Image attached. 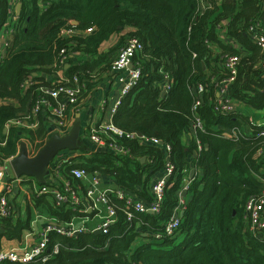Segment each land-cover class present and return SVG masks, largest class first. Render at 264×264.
Returning a JSON list of instances; mask_svg holds the SVG:
<instances>
[{
    "label": "trees",
    "instance_id": "trees-1",
    "mask_svg": "<svg viewBox=\"0 0 264 264\" xmlns=\"http://www.w3.org/2000/svg\"><path fill=\"white\" fill-rule=\"evenodd\" d=\"M19 4L11 45L5 56L0 54V159L14 157L23 141L33 155L48 139L54 117L47 108L33 116L32 109L43 97L51 108L64 97L54 100L42 89L82 87L78 103L75 107L68 104L64 115V120L73 121L74 115L95 98L98 86L113 81V58L135 38L142 50L132 64L139 68L140 77L120 101L113 124L126 134L140 133L163 141L170 147L169 156L162 147L136 139L121 140L129 149L127 156L114 155L87 145L80 137L77 150L69 151L72 157L62 174L77 188L81 185L71 177L72 168L97 173L146 205L167 159L173 171L166 180L159 214L135 213L114 198L117 220L108 234L67 237L50 233L46 262L39 257L30 263L3 264H264V232L253 236L243 219L245 201L263 189L264 138L224 135L242 128L256 133L264 127L237 111L225 115L214 111L217 84L229 76L220 56L229 54L238 57L229 99L264 114L263 54L246 33L252 21L264 16V0L212 1L205 9L197 0H19ZM8 13L9 0H0V31ZM126 27L132 31L119 35L107 52H99L111 35ZM87 28L93 31L86 36H59L63 29L83 32ZM221 34L236 45L218 42ZM206 41L217 43V48H207ZM62 49L67 52L68 66L59 77ZM165 74L171 85L162 96ZM198 84L204 87L199 97ZM198 98L199 105L194 107ZM197 119L203 130L193 129L194 138L184 144L182 135L192 130ZM23 121L27 126L18 123L25 124ZM35 122L36 127L31 128ZM190 165L196 171L181 216V240H155L154 235L162 232L174 213L177 192L189 176ZM26 181L31 184L33 180ZM29 194L30 204L23 215L10 207L8 216H0V237L21 240L25 232L32 231V209L60 222L82 215L54 205L48 194ZM126 211L132 213L131 219ZM142 233L148 235L150 243L132 248ZM55 244L58 253L52 254Z\"/></svg>",
    "mask_w": 264,
    "mask_h": 264
},
{
    "label": "built area",
    "instance_id": "built-area-1",
    "mask_svg": "<svg viewBox=\"0 0 264 264\" xmlns=\"http://www.w3.org/2000/svg\"><path fill=\"white\" fill-rule=\"evenodd\" d=\"M202 9L206 6L212 5V1L219 0H197ZM19 0H9V17L8 21L4 26V31L2 35L0 33V39H4L2 42L3 47L6 51L9 48L10 37L14 34V26L17 22L18 13L17 6ZM44 9L45 4H40ZM264 10V9H263ZM6 31V34H5ZM93 28H87L83 32L77 31L75 29H63L59 36H86L92 33ZM248 38L251 42L257 45L262 50V59L260 61V67L264 70V16L257 21H252L246 30ZM220 40L221 43L228 46H234L236 43L232 41L225 34H221L217 41ZM207 42V48L214 50L217 47L215 42ZM219 42V41H218ZM142 50V44L135 38L129 39L126 44L120 48L115 57L111 62V73L114 74L113 81H116L119 86V95L115 100L114 104L109 109V112L105 113L104 116L100 118L99 121H92V118L87 120L81 129V138L83 142L87 145H91L98 150H106L114 155L127 156L129 149L126 148L121 140H138L143 143L152 144L154 146L162 147L167 155L169 154L170 147L163 141L156 138H147L143 135H138V133L126 134L113 124V115L116 113L117 107L120 101L129 94L132 88L135 86L136 82L140 77V70L137 66L132 64V60L138 52ZM5 51V52H6ZM1 56H4L0 51ZM68 55L65 49L59 52V70L58 76L61 77L62 68H66L68 64L66 63ZM220 61L223 69L229 72V76L220 80L216 88V99L214 105V111L219 114H231L236 111V106L238 103L229 99V85L233 81L236 74V65L238 63V57L235 55L224 54L220 56ZM132 64V68L129 65ZM76 82L77 79L74 78ZM28 85V82H27ZM171 82L167 74L164 75L163 82L161 83L162 92H167ZM80 89L82 87H66L60 86L53 90L42 89L45 94L51 96L54 100H57L60 95H63L64 100L58 103V106L51 108L50 103L47 98L43 97L38 100L33 109L32 115L35 116L41 108H47L50 110L51 115L54 117V129L51 133L56 131L60 135H65L68 133L72 121L64 120V115L67 109V105H75L78 103V98L80 94ZM204 91V87L198 84L196 89V95L199 97ZM102 104L100 110L102 112L105 109V103L103 100L100 101ZM199 105V98L196 100L194 107ZM78 105L76 106V108ZM98 113V111H97ZM77 113L76 115H79ZM107 114V116H106ZM74 115V117L76 116ZM73 117V118H74ZM26 125L27 123L23 121ZM259 127H264L262 124H256ZM31 128L36 127L35 124L30 125ZM7 128V127H6ZM193 129L203 130V125L199 119L196 120L193 125ZM83 131V133H82ZM225 136L237 139L238 137H262L264 138V129L253 133L250 129L241 130H230L224 133ZM83 136V137H82ZM200 146H198V151ZM259 154H262L260 152ZM169 156V155H168ZM72 155L69 151L62 150L59 151L52 159L49 165L48 175L46 176L45 185H37L35 182H31L32 191L34 194L42 195L48 194L51 197V201L56 206H66L68 209L82 213V215L73 216L69 221L60 222L56 217L47 215V223L39 229L38 240L33 246H28L27 244L21 245L16 248L0 249V264L6 261L19 262V263H30L34 262L37 258L42 257V262H46L49 256H45L44 252L48 244V234L56 233L67 237H72L80 233H95L108 234L109 227L113 225L117 220V214L112 205V200L118 199L124 201L127 206H129L135 213H160V204L163 198V192L166 185V180L172 175L173 166L167 161L162 169L161 176L156 180V182L151 187V199L148 204H143L137 202L129 194H124L119 187L112 183L111 181H106L101 175L97 173H91L81 168H72L69 173L71 177L79 181L81 187H74L72 184L65 179L61 180L63 177V170L65 169L66 163L69 162ZM13 158V157H12ZM11 159V158H10ZM10 159L2 161L0 159V164H4L9 168ZM194 168L190 165V172ZM195 170V169H194ZM196 171V170H195ZM194 171V174H195ZM184 178L181 187L177 192V206L174 209L173 215L165 223L164 228L160 234L154 235L155 240L162 238H174L176 239L180 235V225H181V213L184 211L189 198V188L193 176ZM28 179V178H27ZM116 186V189H113ZM10 192L9 187H4L3 193L0 195V216H8L11 212V208L8 202V194ZM127 219L132 218L131 212H125ZM37 217L41 218L44 215L38 212ZM35 215V217H36ZM94 219H96L94 221ZM244 224L246 229L256 236L264 232V181L263 189L258 196L249 197L244 203ZM76 222H79L78 225ZM92 223L91 225H88ZM58 253V245L53 246L52 254Z\"/></svg>",
    "mask_w": 264,
    "mask_h": 264
},
{
    "label": "crops",
    "instance_id": "crops-1",
    "mask_svg": "<svg viewBox=\"0 0 264 264\" xmlns=\"http://www.w3.org/2000/svg\"><path fill=\"white\" fill-rule=\"evenodd\" d=\"M10 12L8 13V17H9ZM4 31V27L1 29L0 33ZM129 31H132V28L130 27H126L124 28L120 33H116L113 34L109 37V39L107 41H105L99 48V52H107L111 47H113L117 40L119 35L125 34ZM6 34V31H5ZM2 35V33H1ZM11 38L9 40V46L11 45ZM4 41V39H0V51L2 52V54L5 56L6 54V49L5 47H3L2 42ZM1 54V53H0ZM61 75V74H59ZM113 80V79H112ZM97 93L95 95V98L84 108L82 107L81 109L84 110L85 112L88 111V114H84L80 116V120H81V126H83L85 123H87L86 121L92 118V121H99L100 118L102 116L105 115V113L109 112V109L111 108V106L114 104L115 100L117 99L118 95H119V90H120V86L116 81H112V82H104L101 83L98 88H97ZM101 100L104 101L105 103V109L102 112V110H100V106H101ZM1 104V101H0ZM92 111H95V114L92 115ZM98 111V113H97ZM236 111L243 113L247 116H249V119L251 122H254L256 124H262L264 125V114L261 113V116H258L255 113H252V111L247 108L244 105L238 104L236 106ZM107 116V114H106ZM89 118V119H88ZM53 121V122H52ZM50 121V125L52 127V129H54V120ZM52 122V123H51ZM51 133V131H50ZM194 138V131L191 130L190 132H186L182 135V142L184 144H188L192 139ZM86 143V142H85ZM87 144V143H86ZM94 148V147H93ZM6 166L4 164H0V195L3 193L4 187H9L10 188V192L8 194V202L10 203V199H14V205H13V209L15 212H18L17 214L19 215H23L26 212V208L28 206L29 202V193L32 192V186L31 184L26 181L27 179L22 180L21 178H17L15 177V175L13 174L12 171H8V168H5ZM65 177H61L62 181H65ZM33 180V179H32ZM33 183L35 182V180L32 181ZM28 190H27V189ZM189 199V198H188ZM40 212L44 215V217H37V213ZM36 215V217H35ZM48 214L43 212V211H37V210H33L31 211V227H32V231L29 232H25L21 238V240H6L3 237H0V249H9V248H16L19 247L21 245L27 244L28 246H33L37 240H38V232L39 229L41 227H43L46 223H47V219L45 216H47ZM96 219H94L95 221ZM78 225L79 222H76ZM92 223H89L88 225H91ZM3 232L2 227L0 226V234ZM86 233V232H84ZM150 240L148 238V235L142 233L141 237H137L136 240L134 241V243L132 244V248H137L140 245H143L145 243H150Z\"/></svg>",
    "mask_w": 264,
    "mask_h": 264
},
{
    "label": "water",
    "instance_id": "water-1",
    "mask_svg": "<svg viewBox=\"0 0 264 264\" xmlns=\"http://www.w3.org/2000/svg\"><path fill=\"white\" fill-rule=\"evenodd\" d=\"M19 10L20 4L17 6V12ZM129 68H132V64L129 65ZM161 95L164 96L165 92H162ZM6 132L7 128H4V133ZM80 133L81 120L80 116L76 115L67 134L60 135L56 131L50 133L44 145L33 155H30L27 143L24 141L20 142L18 153L9 161L8 171H12L17 178H30L39 185L44 184L53 157L62 150H77ZM138 135L140 136L141 134L138 133ZM194 171L193 169L190 172L191 177ZM113 189H116V186H113ZM95 234H99V232L96 231Z\"/></svg>",
    "mask_w": 264,
    "mask_h": 264
},
{
    "label": "rangeland",
    "instance_id": "rangeland-1",
    "mask_svg": "<svg viewBox=\"0 0 264 264\" xmlns=\"http://www.w3.org/2000/svg\"><path fill=\"white\" fill-rule=\"evenodd\" d=\"M81 115H84V114H88V111L87 112H85L84 110H80V112H79ZM252 113H255V114H257L258 116H261V113L260 112H257V111H252ZM92 115H94L95 114V111H92V113H91ZM74 119V118H73ZM73 122V121H72ZM83 129V128H82ZM82 133H83V131H82ZM80 135H81V133H80ZM83 137V136H82ZM22 179V178H21ZM27 180H32V179H30V178H28ZM31 186H32V184H31ZM27 189V188H26ZM28 190V189H27ZM13 205H14V199H10V203H9V206L10 207H13ZM179 240H181V235H179L177 238H176V241H179Z\"/></svg>",
    "mask_w": 264,
    "mask_h": 264
},
{
    "label": "flooded vegetation",
    "instance_id": "flooded-vegetation-1",
    "mask_svg": "<svg viewBox=\"0 0 264 264\" xmlns=\"http://www.w3.org/2000/svg\"><path fill=\"white\" fill-rule=\"evenodd\" d=\"M29 149V148H28Z\"/></svg>",
    "mask_w": 264,
    "mask_h": 264
}]
</instances>
